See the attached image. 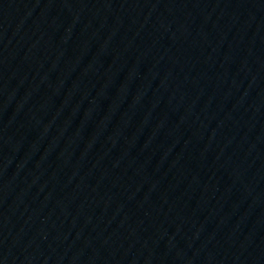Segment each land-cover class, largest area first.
Instances as JSON below:
<instances>
[{"label":"water","instance_id":"1","mask_svg":"<svg viewBox=\"0 0 264 264\" xmlns=\"http://www.w3.org/2000/svg\"><path fill=\"white\" fill-rule=\"evenodd\" d=\"M76 209L264 235V0H0V214Z\"/></svg>","mask_w":264,"mask_h":264}]
</instances>
